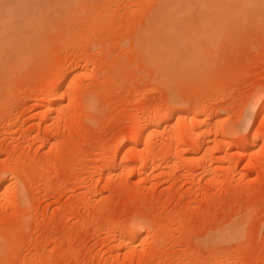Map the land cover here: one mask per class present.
I'll use <instances>...</instances> for the list:
<instances>
[{"label": "rangeland", "instance_id": "obj_1", "mask_svg": "<svg viewBox=\"0 0 264 264\" xmlns=\"http://www.w3.org/2000/svg\"><path fill=\"white\" fill-rule=\"evenodd\" d=\"M44 1L0 77V264H264V7L179 25L204 70L180 46L170 76L142 44L162 0Z\"/></svg>", "mask_w": 264, "mask_h": 264}, {"label": "bare ground", "instance_id": "obj_2", "mask_svg": "<svg viewBox=\"0 0 264 264\" xmlns=\"http://www.w3.org/2000/svg\"><path fill=\"white\" fill-rule=\"evenodd\" d=\"M54 1V0H53ZM56 1V0H55ZM77 1V2H76ZM80 1V0H79ZM90 1V0H89ZM42 2H45L44 0H0V77H10V75L12 76V74H13V76L15 75V74H17V72H16V70L17 71H19L20 69V71L19 72H21L22 73V68L24 69V66L26 65H29L30 64V62L32 63L34 60H37L36 58H38V57H34L35 56V50L37 49L38 50V52L37 53H39L40 51H39V49L40 48H42V41L44 42V40H41V38L39 39V38H37V37H35L34 35L32 36V34H31V36H30V34H26L27 32H31V30H26V29H28L29 28V25L31 24L30 23V21L32 22V18H33V16L34 15H38L39 14V12L40 11H38L37 12V8L41 5V3ZM58 2V3H57ZM56 3L57 4H55L54 2L52 3V4H54L53 6L52 5H49L48 7H51L50 9H52V10H57V9H59V8H61L62 7V5L65 3V7H66V5L68 6V7H72V5H73V3L74 2H76V3H78V0H58ZM60 2V3H59ZM80 2H82V1H80ZM160 2V1H159ZM40 3V4H39ZM85 3V2H84ZM43 4V3H42ZM45 4L46 3H44V7H45ZM81 4V3H80ZM83 4V3H82ZM239 4V6H241V8H242V10L243 9H247V8H249V7H247L248 5H256V6H258V8L259 7H264V0H162L160 3H159V6H158V9H157V12L154 14V12H153V14H151V15H153L152 17H151V19H150V29H149V31H147L146 32V35H142V37H143V39H142V44H143V46L145 47V49L148 51L147 53H149L150 52V57H151V55H152V59L153 58H155V59H153V60H155L156 62H154L152 59H151V63L152 64H155V65H157V66H160L161 67V69H162V67H166V65H167V67H169V68H166V69H164V71H166V74L168 75L169 73H170V76H172L171 74H172V72L173 73H177V71H178V68L180 67V65L178 64V63H182V61L183 60H180L181 62H178V63H176L178 60H177V58H178V56L180 55L179 53H178V55H177V58L175 57V53L178 51V52H180V53H182V51H183V49L182 48H185L187 45H189V47H190V45L192 44L191 42V44H187L186 46H185V43H187V41L183 44L184 45V47H182V45H181V43H183L184 41H183V39H184V36L182 37V35H185L186 34V32H187V34H189V30L188 29H190V31L192 30V28L191 27H189V26H192V25H194L193 26V28H195L196 29V26L198 25V26H200V25H202L203 27H201L200 26V30H202V28H203V30L202 31H199L198 29H194L193 31H191L190 33H193L194 34V32L196 33V35H195V37L196 38H198L197 36V34H199V32H204L203 34L201 33L200 34V37L199 38H201V40L203 39L202 38V36H204L205 35V33H206V35L205 36H207V38L209 39V37H208V35H210L209 33H208V35H207V32H211V31H209V29H211V27H210V24L212 23L213 25L215 24L214 22H216V24L217 25H219V21H221L222 22V19H224L225 17H227V16H225L224 18H222V15H223V12L224 11H226V13L227 12H229L230 13V11H229V9H233L234 8V6H236L237 7V5ZM74 5H75V3H74ZM73 5V6H74ZM77 5V4H76ZM46 6H47V4H46ZM53 7V8H52ZM261 7V8H262ZM35 8H36V10H35ZM222 8H223V11H221L222 10ZM255 8V7H254ZM254 8H253V10H254ZM260 8V9H261ZM43 9H46V8H43ZM69 9V8H68ZM51 10V11H52ZM248 10V9H247ZM250 10V9H249ZM264 10V9H263ZM233 11V10H232ZM237 10H235V12H236ZM240 11V10H239ZM238 11V12H239ZM42 12H44L43 10H42ZM234 12V11H233ZM241 12V11H240ZM244 12V11H243ZM249 12V11H248ZM49 13V12H48ZM244 13H247V12H244ZM243 13V14H244ZM260 13V12H259ZM42 14V13H41ZM46 14V12H44V14L43 15H45ZM231 14V13H230ZM234 14V13H233ZM243 14H241V15H243ZM262 14V13H261ZM264 14V13H263ZM224 15H225V12H224ZM223 15V16H224ZM237 18H238V16L236 15V14H234ZM239 15V14H238ZM36 16H34V18H38V17H36ZM40 16V15H39ZM42 16V15H41ZM234 16V17H235ZM243 16H245V15H243ZM242 16V17H243ZM44 17V16H43ZM42 17V18H43ZM228 17H230V16H228ZM233 17V16H232ZM234 17L233 18H231L230 20H232L233 19V21H234ZM235 17V18H236ZM222 18V19H221ZM240 18V17H239ZM244 18V17H243ZM226 19H228V18H226ZM225 19V20H226ZM42 20V19H41ZM44 20V19H43ZM224 20V21H225ZM237 21H240V20H236L233 24H235ZM242 21H243V19H242ZM33 22H34V20H33ZM33 22H32V24H31V28H33ZM218 22V23H217ZM227 22V21H226ZM226 22H223V23H226ZM184 23H185V25H187V24H189V26H186V27H189V28H187V30H185V31H183V33L184 34H180L179 36H178V33H179V30L178 29H180L181 30V28H179L178 26L180 25V27H181V25L183 26L182 28L184 29V27H185V25H184ZM39 24V23H38ZM191 24V25H190ZM206 24H209L208 26L206 25ZM211 24V25H212ZM35 25V24H34ZM42 25V24H41ZM207 26L208 27V30H207V27H205V31H204V26ZM220 25H221V23H220ZM226 25V24H225ZM39 26V25H38ZM145 26V25H144ZM198 26H197V28H198ZM222 26V25H221ZM220 26V27H221ZM213 27V26H212ZM31 28H29V29H31ZM42 27H40V29H41ZM43 28H45V27H43ZM36 29V28H35ZM35 29L33 30V31H35ZM24 30H26V31H24ZM38 30V29H37ZM212 30V29H211ZM213 30H215L214 28H213ZM39 31H41V30H39ZM38 31V32H39ZM42 31H43V29H42ZM41 31V32H42ZM36 32V31H35ZM35 32H33V33H35ZM25 33V34H24ZM32 33V32H31ZM148 33L151 35V37L153 36V38H149V36H148ZM152 33V34H151ZM213 33V32H212ZM211 33V34H212ZM37 34V33H36ZM38 34H40V32L38 33ZM186 34V35H187ZM27 35H29V36H27ZM40 35H42V34H40ZM46 35V34H45ZM141 35V34H140ZM190 35H192V34H190ZM188 36L187 35V37H186V40H188V38L189 39H191V41H193L194 42V40H195V37H193V36ZM202 35V36H201ZM214 35V34H213ZM37 36V35H36ZM47 36V35H46ZM45 36V37H46ZM42 37H44V35H42ZM49 37V36H48ZM191 37V38H190ZM147 38H149V40L147 39ZM169 38H170V41L169 42H171V44L170 43H168V40H169ZM211 38H213L212 36L210 37V39ZM44 39V38H43ZM172 39H174V40H172ZM205 39H206V37H205ZM200 39L199 40H197L198 42H200L201 41ZM204 40V39H203ZM213 40V39H212ZM212 40H211V42H212ZM45 41H47V40H45ZM53 41H54V39H53ZM172 41H173V43L175 44V45H173V43H172ZM49 42V41H48ZM47 42V43H48ZM42 43V44H41ZM52 43V42H51ZM50 43V44H51ZM196 43V42H195ZM45 44H46V42H45ZM44 44V45H45ZM167 44H169V45H171V46H173V49H172V47H168L167 46ZM205 44V43H204ZM47 45V44H46ZM176 45H179V47L177 48V46ZM201 45H202V43H201ZM206 45H208V43L206 44ZM40 48H39V47ZM49 46V45H48ZM180 46L182 47L181 49H180ZM191 46H193V45H191ZM199 46V45H198ZM202 46H205V45H202ZM212 46V45H211ZM136 47V46H135ZM187 47L186 49H188V50H190V48H191V50H190V52L189 53H193V51L192 50H194L193 48H195V51L196 52H194V53H196V54H194V55H192V54H190L191 55V58H190V55H189V53H188V55H187V52H188V50H186L187 52H185L184 51V53H186V55L189 57V59H190V62H192V64H193V61H195V59L193 58V57H195L196 55H197V53H198V50L199 49H202L201 48V46H199L200 48H197L195 45H194V47L192 48V47ZM210 47V46H209ZM44 48H46V46L44 47ZM204 48V47H203ZM179 49V50H178ZM146 50H145V52H146ZM140 51V50H139ZM144 52V53H145ZM200 52V51H199ZM41 53V52H40ZM183 53V54H184ZM177 54V53H176ZM199 54V53H198ZM202 54H204V53H202ZM185 55V54H184ZM173 56H174V58H173ZM193 56V57H192ZM179 57H181V55L179 56ZM184 57V56H183ZM182 57V58H183ZM203 57V56H202ZM176 58V61L174 60ZM196 59L198 58V60H196L195 61V63L193 64L194 65V67L195 68H200L201 66H197L199 63H201L202 64V59L201 60H199L200 59V57H198V55L195 57ZM33 59V61H31ZM186 59H187V57L185 58V61H186ZM206 59V58H205ZM204 59V60H205ZM175 61V63L177 64V67H176V65H174V64H172V63H174V61ZM208 60V59H207ZM185 61H183V64H182V66H184V64H185ZM189 61V60H188ZM201 61V62H200ZM154 62V63H153ZM198 62V63H197ZM205 62V61H204ZM29 63V64H28ZM187 63V62H186ZM207 63H209L208 61H207ZM35 64V63H34ZM33 64V65H34ZM170 64H172V67H175L174 69L172 68V70H171V68H170ZM205 64V63H204ZM203 64V65H204ZM31 65V64H30ZM29 65V66H30ZM40 65V64H39ZM149 65H151L150 63H149ZM174 65V66H173ZM192 65V66H193ZM200 65V64H199ZM208 65V64H207ZM29 66H27V67H29ZM153 66V65H152ZM179 66V67H178ZM186 66H188V63H187V65ZM189 66H190V63H189ZM188 66V69L190 68ZM205 66V65H204ZM164 67V68H165ZM184 68H186V67H183V70H185ZM194 68V69H195ZM168 69V70H167ZM180 69H181V67H180ZM201 69L202 70H204L202 67H201ZM206 69V68H205ZM30 70V69H29ZM175 70H177V71H175ZM187 70V69H186ZM193 70V69H192ZM200 70V69H199ZM160 71V70H159ZM206 71V70H205ZM18 72V73H19ZM179 72H181V74H182V72H184V71H179ZM178 72V73H179ZM187 72V71H186ZM201 71H199L198 73H200ZM204 72V71H203ZM197 73V71H196V75L198 74ZM202 73V72H201ZM165 74V73H164ZM165 74V75H166ZM199 75V74H198ZM197 75V76H198ZM204 75H205V73H204ZM202 76H203V74H202ZM201 76V77H202ZM20 77V76H19ZM2 78H0V79H2ZM11 78V77H10ZM12 78H14V77H12ZM6 80V79H5ZM14 81V80H13ZM56 82V81H55ZM6 83V82H5ZM55 85V84H54ZM49 88V87H48ZM57 88V87H56ZM54 89V88H53ZM62 89V88H61ZM51 91H53V90H51ZM59 92V89L57 90L56 89V91H54V92H56L55 94L57 95V94H59L58 92ZM48 92H49V90H48ZM1 93V92H0ZM61 93V92H60ZM54 94V93H53ZM62 95V94H61ZM60 96V95H59ZM62 97H63V95H62ZM61 98V97H60ZM50 99V98H49ZM54 99H56L55 98V96H54ZM54 101H56V102H58V101H60V99H59V97L56 99V100H54ZM2 105V104H1ZM55 106V105H54ZM88 108V107H87ZM92 108V107H91ZM264 107H262V109H263ZM49 109V108H48ZM201 110V109H200ZM262 111V110H261ZM263 111H264V109H263ZM175 112H176V110L173 112L172 111V113H171V116H173L174 114H175ZM198 112V111H197ZM164 113H166L165 111H164ZM197 114V113H196ZM195 114V115H196ZM201 114V113H200ZM259 114V113H258ZM165 115V114H164ZM169 116H170V114H169ZM155 117V116H154ZM165 117H167V116H165ZM263 117V116H262ZM160 118H164V117H162V115H161V117H157V118H155L156 120H158V119H160ZM171 117H169V119H170ZM183 119H184V117H183ZM191 119V118H190ZM165 120H167V119H165ZM182 120V119H181ZM204 122V121H203ZM201 124V123H200ZM190 125V124H189ZM183 126V125H182ZM181 126V127H182ZM191 129V128H190ZM177 130V129H176ZM192 130V129H191ZM178 131V130H177ZM178 133V132H177ZM205 133V132H204ZM173 134H175L174 132H173ZM179 134V133H178ZM138 135V134H137ZM244 137V136H243ZM195 138H197V137H195ZM201 138V137H200ZM193 139V138H192ZM134 140H136V139H134ZM191 140V139H190ZM200 140V139H199ZM245 140V139H244ZM246 141V140H245ZM200 142V141H199ZM136 143V142H135ZM142 143V142H141ZM196 143H198L197 142V140H195L194 141V145L196 146ZM245 143V142H244ZM200 146V145H199ZM198 146V147H199ZM226 146H228V145H226ZM197 147V148H198ZM194 148V147H193ZM243 148V147H242ZM241 148V149H242ZM199 149V148H198ZM134 152V151H133ZM181 153V152H180ZM186 153V152H185ZM179 154V153H178ZM145 158V157H144ZM139 163V162H138ZM126 166V165H125ZM131 167V166H130ZM125 168V167H124ZM132 169V168H131ZM112 174V173H111ZM15 182V181H14ZM5 186V185H4ZM18 186V185H17ZM6 192V191H5ZM3 193V192H2ZM8 195H6V197H7ZM5 199V198H4ZM8 200V199H7ZM18 201V200H17ZM233 225V224H232ZM231 226V225H230ZM141 227V222L139 223L138 221H136L133 225H132V227H131V235H130V233H129V237L128 238H134L133 237V235H134V233H137L138 231L140 232V228ZM143 227V226H142ZM235 227V228H234ZM234 227H231V228H234V229H231V228H227L228 229V231H229V233L231 234H229L230 235V237L232 236V238H229V240L230 241H232L231 239H233V238H235L236 239V237H238V236H240V234L242 235V233L243 232H240L241 230V228H240V226L239 225H237V226H234ZM238 227L240 228L239 230H238ZM224 229V228H223ZM230 229V230H229ZM234 230V231H233ZM217 231V230H216ZM219 231V230H218ZM227 231V230H226ZM225 230H224V232H226ZM227 231V232H228ZM232 231V232H231ZM242 231H243V229H242ZM142 232V231H141ZM224 232H218L217 234L219 235H217V237L216 238H219V237H221V235H220V233L222 234V236L224 235ZM226 232V233H227ZM140 234V233H139ZM228 234H226V236L224 235V238L225 237H227V236H229ZM244 234V233H243ZM131 236V237H130ZM134 236H136V234L134 235ZM140 236V235H139ZM216 236V235H215ZM137 237L138 236H136L135 238L137 239ZM212 237V236H211ZM241 237V236H240ZM215 238V239H216ZM223 238V237H222ZM227 238V239H228ZM205 239H206V237H205ZM209 239V238H208ZM207 239V240H208ZM211 239V238H210ZM214 239V238H213ZM214 239V242H217L216 240ZM227 239H225V243H227L228 244V242H227ZM234 239V240H235ZM237 239H239V237L237 238ZM125 240V239H124ZM129 240V239H128ZM212 240V239H211ZM210 240V241H211ZM221 240V238H219L218 239V243H219V241ZM223 241H224V239H222ZM233 240V241H234ZM130 241V240H129ZM132 241V240H131ZM212 242V241H211ZM127 243V242H126ZM130 243V242H129ZM207 243H210L209 242V240H208V242ZM220 243H223L222 241L220 242ZM219 243V244H220ZM216 243H214V244H211V245H215ZM224 244V243H223ZM1 247V246H0Z\"/></svg>", "mask_w": 264, "mask_h": 264}]
</instances>
